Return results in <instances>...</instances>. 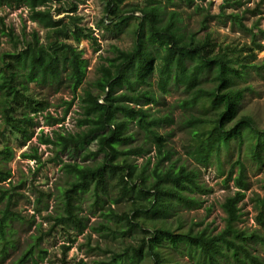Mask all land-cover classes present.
Wrapping results in <instances>:
<instances>
[{
  "label": "trees",
  "instance_id": "16d2710c",
  "mask_svg": "<svg viewBox=\"0 0 264 264\" xmlns=\"http://www.w3.org/2000/svg\"><path fill=\"white\" fill-rule=\"evenodd\" d=\"M126 1L106 0L103 22H107L106 27L120 30L130 18L136 19L133 46L130 49L114 46V55L97 67V78L84 84L88 64L84 51L76 43L87 39L96 44L97 37L91 28L81 25L82 17L75 14L77 3L0 0V4L8 6H27L30 19L46 30L43 37L37 31L17 34L0 18V31L13 46V50H0V262L16 248L13 223L26 220L13 208L18 194L16 186H3L4 182H11L13 175L8 163L14 158L15 150L9 138L14 135L25 144L39 126V120L31 113L47 107V103L35 95L31 84H56L71 90L73 98L67 102L68 108L75 100H80L81 129L66 134L56 132L53 138L41 131L40 140L54 145L58 156L65 153L75 160L61 167L65 184L58 187V206L53 213L46 212L45 198L50 193H38L36 204L45 205L36 208L47 213L45 217L52 221L51 226L43 230L39 225V233L32 235V242L10 264L36 263L44 259L47 249L41 246V241L57 226L82 232L86 227V218L80 212L84 197L91 199L92 207H105L111 191L117 192L112 201L128 200L130 208L118 214L110 206L102 212L105 221L93 228L113 239L130 234L132 240L121 242L117 251L105 248L110 257L102 260L104 264H180L179 255L187 256L195 264H264L252 249L253 241L264 242V235L238 226L242 217L239 204L248 188L247 167L239 158L237 175L233 178L238 189L222 203L226 214L224 228L213 234L206 229H183L181 222L173 227L171 219L179 220L178 212L182 207L198 205L196 195L206 190L195 168L172 159L173 151L166 144L167 135L159 132L171 118L169 115L158 117L145 107L155 104L157 98L149 88L144 89L157 72L161 91L166 92L173 83L188 93L181 107L201 104L205 109L212 108L213 114L209 116L192 114L185 121L194 138L188 154L197 163L207 166L214 157H220L222 149L229 150L233 143L242 145L247 141L251 157L262 165L264 129L258 127L251 114L240 112L245 92L251 90L240 82L246 80L251 69L260 71V64L252 62L254 49L263 47L256 40L257 32L246 26L242 14L226 13L222 7L225 17L252 35L253 45L246 47L247 54L241 55L242 50L218 44L210 32L200 38L196 32H188L183 25L182 11L168 8L183 1L192 4L195 0H144L143 5L132 7L125 6ZM226 1L229 6L242 3V0ZM54 4L60 8H54ZM60 11L69 13L67 21L64 17L56 18ZM206 23L204 16L203 29ZM259 31L264 37V29ZM47 118L50 124L64 119L49 114ZM133 125L136 131L131 129ZM137 131L145 135L144 144L133 145ZM93 137L97 142L96 150L81 148L82 142ZM154 146L155 155L148 156L143 163L131 159L149 154ZM22 155L39 158L37 149ZM99 155L102 158L97 161ZM89 160L92 162H87ZM232 177L233 167L228 179ZM258 203L259 221L263 224L264 196ZM75 264L86 263L80 260Z\"/></svg>",
  "mask_w": 264,
  "mask_h": 264
},
{
  "label": "rangeland",
  "instance_id": "374dc122",
  "mask_svg": "<svg viewBox=\"0 0 264 264\" xmlns=\"http://www.w3.org/2000/svg\"><path fill=\"white\" fill-rule=\"evenodd\" d=\"M68 1L77 3L75 14L82 17L81 25L91 28L97 37L96 44H92L87 39H82L80 43H76L84 51V58L87 59L88 66L84 82L86 84L87 82H93L97 78V67L102 63H106V58L114 55V46L122 49H130L133 46L136 19L130 18L127 25L117 30L113 27L111 28V26L106 27L105 24L107 22H103L106 0ZM226 2V0H195L194 3L187 4L183 1L176 7L170 6L168 8H178L182 11L184 17L183 25L188 32H196V36L199 38L210 32L218 44L242 50L241 55L247 54L249 51L246 47L253 45L252 35L249 31L233 23L230 18L225 17L221 13L222 7L224 6L226 13L239 12L242 14L244 16L243 22L246 26L252 27L254 32H257L256 40L262 43L263 47L254 49L255 57L252 62L260 64V71L251 69L246 80L240 82L241 86L251 87L250 91L245 92L240 112L251 114L255 118L258 127L264 129V37L259 31V29H264V0H242L239 6H229ZM143 4L144 0H127L125 6L132 7ZM196 5H200L199 8ZM54 8L60 7L54 4ZM66 14L69 13L60 11L56 18L64 17V20L67 21ZM135 14L139 15L140 12ZM204 16L207 17L206 29L201 27ZM0 18H3L6 25L12 27L17 34L25 31L29 35V33L37 31L43 37L46 33V30L39 23L30 19L28 7L25 5L18 6L13 4L8 6L0 4ZM0 50H13L8 36L3 35L1 31ZM158 81L159 76L155 72L150 79V85L147 87L143 86L144 89L149 88L157 98L155 104L151 103L145 107L150 108L151 113L158 117L170 116L171 120L168 123H164L159 128V132L167 135L166 144L173 151L172 159L178 163H185L190 168H195L199 173V180L206 190L204 193L196 195V198L199 199L198 205L182 207L178 212L179 220L171 219L174 223L173 227L175 228L176 223L181 222L183 229L190 227L194 228V230L206 229L213 234L224 228L226 214L222 208V203L228 195H233L238 189L233 178L237 175L236 161L239 158L247 167L248 188L244 190L245 197L239 204L242 217L238 226L247 232L257 231L263 236L264 223L262 224L259 221L260 204L258 200L264 196V163L258 165L251 157L247 141L242 145L235 142L229 150L222 149L220 157H214L212 163L207 166L194 161L188 154L194 138L185 121L192 114L204 117L209 116L213 114V110L210 106L205 109L201 104L192 108L181 107V101L189 96L183 87L171 83L167 91L163 92L159 89ZM31 87L34 89L35 95L47 103V107L43 111L31 113L35 119L39 120V126L35 128L34 135L25 144L22 143L21 139H16L14 135L9 138V143L15 150L14 158L8 163L13 175L11 182H4L3 186L6 188L13 184L16 186L18 194L15 197L16 203L13 208L19 210L26 220H17L13 223L17 234L16 248L0 264H10L13 259H17L32 242V235L39 233V225L43 230H47L51 226L52 221L47 219L45 214L53 213L54 208L58 206V187L65 184V174L61 167L65 162H73L75 160L65 153H60L58 156L54 145L41 142V131H43L44 135H49L53 138L56 132L66 134L68 132L74 133L81 129L78 122L82 116L80 100H75L73 105L68 108L67 102L73 98L69 88L56 84H31ZM48 114L64 119L50 124L47 122L49 120L47 118ZM1 124L2 116L0 113ZM131 129L133 131L137 130L134 125ZM145 141L146 138L143 132L137 131L133 145L144 144ZM96 146L97 142L94 137L81 144V148H89L90 150H96ZM34 149H37L39 156L37 160L22 155L23 152L31 153ZM155 153L156 147L154 146L149 154L133 156L131 159L141 164L148 156L153 157ZM101 158L102 156L99 155L97 161ZM87 162L92 161L89 160ZM232 167L233 177L228 179ZM40 191L41 193H50V196L45 198L48 203L47 213L45 211L39 212V209L45 204H41L40 207L36 204ZM116 196L117 192L111 191L105 207H92L91 199L85 196L80 211L86 218L84 230L78 232L73 228L55 227L52 233L46 235L41 241V246L47 249L45 258L42 260L38 259L36 263L29 261L28 264H75L80 260H83L86 264H104L102 260L110 257V253L105 252V248L117 251L128 239L132 240L130 234L113 239L111 236L103 235L104 233L101 234L93 228L99 222L105 221L102 212L110 206L118 214H122L130 208L128 200L112 201ZM37 205L39 209L36 208ZM252 249L253 253L260 256L264 261V242L253 241ZM179 259L180 264H195L187 256L179 255Z\"/></svg>",
  "mask_w": 264,
  "mask_h": 264
}]
</instances>
